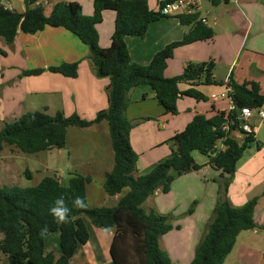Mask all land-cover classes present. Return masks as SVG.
<instances>
[{"label": "trees", "instance_id": "1", "mask_svg": "<svg viewBox=\"0 0 264 264\" xmlns=\"http://www.w3.org/2000/svg\"><path fill=\"white\" fill-rule=\"evenodd\" d=\"M161 3L164 6L167 2ZM212 7L230 4L231 0H207ZM26 11L18 13L6 9L0 0V39L12 45L19 31L37 34L47 27L64 28L79 38L90 50V60L98 78H108L109 106L95 119L89 121L78 114L66 117L63 112L51 116L44 112L23 114L12 123H6L0 131V154L5 146H14L25 154H38L66 148L67 131L71 127L90 128L107 122L111 145L114 152L113 170L106 174L104 190L113 197L123 194L118 205L112 208H90L87 185L90 177L75 173L64 185L56 176L44 178L31 188L19 186L0 187V255L8 258L10 264H70L80 246L89 242L88 219L97 229L114 232L110 247L113 264H175L163 248V237L171 233L169 215L155 210L147 213L145 202L158 191L168 194L176 177L199 172L192 154L198 152L209 158V165L220 171L218 200L213 210V219L207 233L199 242L190 264H226L232 254L239 235L244 231L260 229L255 210L258 197L242 207H233L228 200L229 187L237 172V164L245 152L256 142L255 135L243 140L235 137L243 132V121L239 120L240 110L264 108V94L256 82L237 83L230 79L227 83L215 77L216 64L213 60L204 63L189 62L183 73L175 78H166L168 61L175 50L196 42L210 41L215 37L213 28L204 23L199 14L176 17L182 26L189 28L181 41L174 42L158 52L147 66L132 62L126 43L128 37L145 38L149 27L161 19L172 18L153 11L148 0H94V15L83 14L76 2L57 3L50 14L37 0H24ZM116 13L112 44L103 49L99 44L97 26L103 22V13ZM1 52V51H0ZM79 63H64L51 67L50 72L75 78ZM43 70H30L24 76L40 75ZM181 84L191 86L182 92ZM227 86L234 109L214 112L211 116L198 114L180 133L175 134L166 144L171 154L150 172L137 176L139 154L133 149L130 134L133 125L127 112L130 106L128 94L139 87H150L154 92L164 115H178L177 102L183 97L197 101L207 98L198 86ZM152 120V119H147ZM226 128V129H225ZM32 179V173L27 172ZM128 192L124 194V191ZM77 197L84 199L87 207H73ZM58 198H63L71 209L69 221L57 224L50 209ZM188 214H192V210ZM172 216V215H171ZM47 227L46 235L41 229ZM60 233V258L45 253V240Z\"/></svg>", "mask_w": 264, "mask_h": 264}, {"label": "crops", "instance_id": "2", "mask_svg": "<svg viewBox=\"0 0 264 264\" xmlns=\"http://www.w3.org/2000/svg\"><path fill=\"white\" fill-rule=\"evenodd\" d=\"M37 1L44 4L47 14L52 12L57 3L65 1L80 4L83 14L87 17L93 16L95 11L94 0ZM163 1L165 0H148L150 9L158 11ZM1 2L15 12L24 13L26 11L24 0H1ZM200 17L205 19L206 24L214 29L215 37L210 41L196 42L176 49L174 57L168 61L165 77L180 76L184 66L189 62L204 63L213 60L216 64L215 77L218 81L227 83L232 78L239 84L256 82L260 86L261 93L264 94V0H231L230 4L219 7H212L207 0H202ZM239 19L243 20V26H240ZM115 21L116 13L105 11L103 22L97 26L99 44L103 49L111 47ZM211 21H213V26ZM188 30L189 28L182 26L176 18H164L149 27L145 38L128 37L126 43L132 62L142 66L149 65L158 52L174 42L181 41ZM0 51V123L3 124V128L6 123L14 122L23 114L38 111L34 110V106L36 105L35 101L39 98L45 99L39 109H44L51 116L63 112L65 116L78 114L81 118L91 121L99 112L108 109L110 80L97 77L94 65L89 58L88 46L66 29L47 27L43 32L37 34H26L19 31L12 45L0 39ZM64 63H79L75 78H68L49 71L51 67H58ZM38 69L43 70V73L40 75H23L26 71ZM179 88L184 92L191 86L181 84ZM197 89L207 100L199 102L190 97L179 99L177 102L179 113L176 116L163 114L164 111L156 99L155 92L150 87H139L129 92L130 106L127 116L133 125L130 141L133 149L140 156L137 176L147 174L156 164L171 154L170 146L166 144V141L175 134L182 132L196 115L211 116L214 112H227L233 109L234 105L229 96L230 89L227 86L203 85L198 86ZM222 94H226V97L221 98ZM251 126L255 130L256 142L251 145L237 164V173L243 171L246 176L244 189L246 192H234L232 183L235 179H233L228 191V200L233 207L239 208L251 199L258 197L255 221L257 225L262 227L264 226V174L258 176L254 183L250 180L251 176L256 174L252 173L251 170H256L257 156L264 154V121L260 122L255 117ZM92 128L105 133L108 138L110 137L107 122L96 124L88 129ZM192 156L195 162L202 166L201 171L176 177L170 193L164 194L158 191L154 198L173 194L175 183L184 177L206 173L203 178L198 177V179L199 182H205L207 185L211 183L216 186V191L213 188V197L206 201V208L213 212L219 190L214 179L219 178L221 172L214 170L209 165L207 156L198 152H193ZM143 161H149V168L146 170L148 172L145 174H141L139 169ZM81 163L89 168L92 164L102 163V161L101 159L88 158L82 159ZM113 167L114 164L104 167L102 177L111 172ZM3 168L5 173L9 165L5 164ZM263 170L264 167L257 165V172ZM84 174L90 175L89 172ZM86 177L91 178V176ZM91 179L92 184L94 179ZM122 196L124 195L110 196L114 200V206L109 208L116 207ZM151 199L152 197L145 203L151 202L157 206V202L151 201ZM97 230V236L100 237L101 242H94V247L97 251L99 249L105 250L108 258L114 232L103 229ZM260 231V229H256L242 232L236 245L240 241L250 239L245 238V235ZM89 234L88 244L78 248L70 264H77L78 262L80 264H96L97 252L94 253L93 257L89 255V252L94 248L92 247L90 230ZM169 234L163 239L168 238ZM56 241L60 244V233L59 237L46 238L45 253H52L58 259L61 256V251L55 250L54 246H49L51 243L56 245ZM166 244V250L172 251L170 242L166 241ZM231 256H233V252L228 260Z\"/></svg>", "mask_w": 264, "mask_h": 264}, {"label": "rangeland", "instance_id": "3", "mask_svg": "<svg viewBox=\"0 0 264 264\" xmlns=\"http://www.w3.org/2000/svg\"><path fill=\"white\" fill-rule=\"evenodd\" d=\"M231 7L233 9V6ZM239 24L243 26L242 19H239ZM211 25L213 26V21H211ZM44 102V98H39L35 101L34 110L44 112V109H39ZM70 116L72 115L66 117ZM2 129L3 124L0 123V131ZM88 158L101 159L102 163L92 164L89 169L81 163L82 159L86 160ZM256 159H258L255 165L256 170H251L252 173H256L255 175L251 174L250 182L253 183L257 181L258 176L264 174V170L257 172V165L264 167V154L257 156ZM5 164L9 165V168L4 173L3 167ZM113 164L114 152L110 137L108 138L105 133L93 130V128L80 129L71 127L67 131L66 148L62 150L25 154L14 146H5L0 154V187L19 186L21 188H31L38 185L44 178L52 176H56L64 185H68L72 175L78 173L83 176H91L94 179L92 184L87 185L89 207L109 208L114 206V200L104 190L105 177H102V169ZM147 168H149V161H143L139 167L141 174L147 173ZM28 171L32 173V179L27 177ZM82 172H89L90 175ZM205 175L206 173H202L184 177L175 183L173 194L152 197L151 201H156L157 206H154L151 202L143 205L147 213L155 210L162 215L175 217L170 222L174 226L173 231L168 238L162 241L165 250L167 247L166 241H169L172 245V251H166L169 255L171 254L170 257L175 264H189L192 261L195 250L206 235L207 227L213 219V212L206 208V201L213 197V188L216 191V186L211 183L207 185L205 182H199L198 177L203 178ZM235 175V183H232L235 189L234 192L241 193L243 191L245 193V173L240 171L236 172ZM126 191L128 192V189ZM126 191H124V194ZM191 210L192 214H188ZM207 217L208 219H206ZM86 221L92 236V247H94V242H101V239L97 236V228L88 219ZM55 236L59 237V233H53L48 237L53 239ZM244 237L250 239L240 241L236 245L233 256L230 257L226 264H264V231L261 230ZM49 246H54L57 251L60 250V244L57 241L56 245L51 243ZM98 251L94 247L89 252L92 257L97 252L96 264H113L110 253L107 258L105 250L99 249ZM0 264H10V262L6 256L0 255ZM77 264H80V262Z\"/></svg>", "mask_w": 264, "mask_h": 264}, {"label": "built area", "instance_id": "4", "mask_svg": "<svg viewBox=\"0 0 264 264\" xmlns=\"http://www.w3.org/2000/svg\"><path fill=\"white\" fill-rule=\"evenodd\" d=\"M6 7V6H5ZM13 11L11 8L6 7ZM161 14L166 17H180V16H191L201 14L202 12V0H172L167 2L164 6L160 7ZM204 23L206 20L201 18ZM231 90H229L230 92ZM226 94H222L221 98H225ZM234 109V107H233ZM257 117L260 122L264 121V110L263 109H250L243 108L239 113V120L243 121L244 124L241 126L243 132H236L235 137L238 139L244 138L248 135H255V130L251 126L254 118ZM226 129V128H225Z\"/></svg>", "mask_w": 264, "mask_h": 264}, {"label": "clouds", "instance_id": "5", "mask_svg": "<svg viewBox=\"0 0 264 264\" xmlns=\"http://www.w3.org/2000/svg\"><path fill=\"white\" fill-rule=\"evenodd\" d=\"M73 207L84 209L87 207V204L85 203L84 199L81 197H77L73 200ZM71 209L67 207L65 204V201L63 198H58L55 201L54 206L50 209V213L53 215L55 222L57 224H65L70 222L69 221V214ZM48 232L47 227L41 229L40 235L44 236Z\"/></svg>", "mask_w": 264, "mask_h": 264}]
</instances>
